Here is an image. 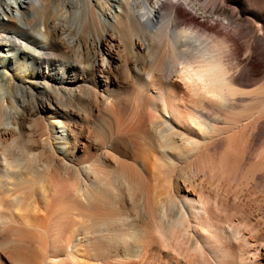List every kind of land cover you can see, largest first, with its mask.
Masks as SVG:
<instances>
[{"label":"bare ground","instance_id":"6f19581e","mask_svg":"<svg viewBox=\"0 0 264 264\" xmlns=\"http://www.w3.org/2000/svg\"><path fill=\"white\" fill-rule=\"evenodd\" d=\"M167 2L185 4L198 18L214 17L222 28L185 19ZM259 45L263 53L255 55ZM62 50L73 57L56 68L51 57ZM82 101L89 118L73 110ZM101 110L109 121L100 119ZM222 117L245 127L253 122L254 136L264 134V0H0V249L14 264H61L48 256L43 231L30 224L40 210L27 199L37 187L55 198L70 193L69 205L52 208L59 213L78 218L90 210L91 234H106L111 250L122 238L124 197L144 195L150 177L142 170L153 173L151 136L164 155L176 140L195 147L201 130H213ZM24 128L31 130L26 136ZM92 133L100 143L96 156ZM5 186L16 193L9 202ZM103 201L112 210L98 216ZM194 201L167 200L175 211L167 230L181 236L188 211L195 215ZM84 238L88 246L92 237ZM89 250L86 264H99L102 251Z\"/></svg>","mask_w":264,"mask_h":264},{"label":"rangeland","instance_id":"374dc122","mask_svg":"<svg viewBox=\"0 0 264 264\" xmlns=\"http://www.w3.org/2000/svg\"><path fill=\"white\" fill-rule=\"evenodd\" d=\"M166 8L182 12L185 19L195 18L202 26L222 28L216 18H198L194 11L183 3L182 5L180 3L172 5L167 2ZM90 30L89 27V32ZM85 32H87V25L81 30L79 37H87L83 36ZM235 38L240 44L246 41V37L239 34L235 35ZM260 53H263L261 45L255 48V55ZM64 57L72 59L73 53L66 50L53 53L51 61L55 66L57 65V68L62 61L65 62ZM71 64L73 63L68 62L66 66L69 67ZM132 103L133 101L129 98V105L132 106ZM73 110L77 115L89 118L88 110L84 109V101L75 103ZM100 119L105 122L109 121L107 113L103 110L100 111ZM222 119L215 124L213 130H208V132L206 128L201 130L195 147H191L187 142L176 140L177 144L166 148L169 151H165V155L159 150L161 147H159L156 138L151 136L149 142L151 141L152 146L154 145L156 148L145 147L150 150L154 149L153 153L157 160L154 162L152 159L149 170H153V173L150 172L149 176L142 170L144 176L150 177L145 188L151 190V193L144 188V195L142 194L144 197L137 196V194L132 195L133 199H128V195L124 197V205L121 204L122 207L120 206L119 209L122 216L124 215V226L120 232L122 238L115 244L118 247H113V250H109L110 243L106 234H103L104 239L102 235L101 238L96 233L91 234L88 226L90 221L87 220L90 210L83 208V217L74 218L73 215L59 213L60 211L52 209L56 203L69 205L72 198L70 193L63 192L55 198L47 193H41L35 187L27 201L39 208L40 211L30 216V224L43 231V240L47 246L46 252L47 254L51 252L48 256H54L56 263L61 260V264H83V262L86 264V261H89V254L92 253L90 250L88 251V246H91V249L94 248L97 252L102 251V259L99 264H264V134L254 136L256 133H254L253 122H251L252 126L251 123L248 124V129V126L245 127L246 123L242 124L236 118L222 117ZM236 122L240 124L238 125ZM29 132L31 130L24 128L22 134L26 136ZM32 138L36 137L32 136ZM88 141H90L92 156L98 155L100 143L97 139L95 140L93 133L89 136ZM178 143L180 144L178 145ZM36 147L35 144L33 149ZM186 149H194V153ZM157 155L161 157L158 158ZM127 160L128 163H133L131 159ZM79 167V173H85L83 167ZM137 167L142 168L139 161ZM165 170L169 172L166 173ZM158 171L160 172L158 173ZM153 190L158 191L159 196ZM4 191L3 199L7 202L13 195H16L13 186H5ZM147 193H149L148 195L155 193L158 199L155 197V201L152 196H149V199ZM138 195L141 194L138 193ZM184 195L195 200L194 205L197 209L195 215L188 211L190 215L187 213L186 222L187 220L188 222L184 226L186 229L183 228L186 231H180L182 233L180 236L172 229L173 232L169 228L167 230L170 216H174L172 213L174 210L168 211L167 200L170 202L172 200V204L177 205L176 202L180 204V199ZM120 202L122 201L118 202L119 205ZM109 206L107 201H103V204L100 203L98 205L100 213L97 211L98 216H104V213L108 214L112 210V207ZM162 212H166L165 215ZM167 232H170L171 235H167ZM173 233L174 236H172ZM2 235L3 233L0 231V237ZM89 235L92 237L91 245L87 246L84 237ZM193 249L196 251H191ZM0 257L3 264H14L11 255L1 249ZM109 257L111 258L109 259ZM71 258H76L75 263L70 262Z\"/></svg>","mask_w":264,"mask_h":264}]
</instances>
